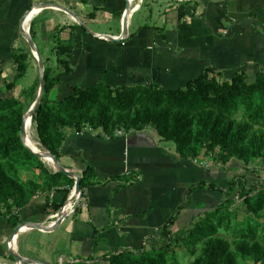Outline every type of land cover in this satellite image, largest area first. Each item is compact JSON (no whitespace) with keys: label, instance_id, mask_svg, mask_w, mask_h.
Instances as JSON below:
<instances>
[{"label":"crops","instance_id":"crops-1","mask_svg":"<svg viewBox=\"0 0 264 264\" xmlns=\"http://www.w3.org/2000/svg\"><path fill=\"white\" fill-rule=\"evenodd\" d=\"M54 5L71 10L83 25ZM128 8L127 0H0V96L27 106L37 98L40 71L24 35L28 30L53 76L63 71L64 60L73 68L52 90L53 101L75 84L89 87L100 80L114 87L176 89L207 69L218 80L242 73L250 82L264 70V0H143L128 17L124 40L101 39L123 36ZM15 53L32 55L25 76L7 90L18 74ZM123 132L109 138L101 129H67L60 165L79 175L90 166L103 183L88 187L77 211L50 231L27 229L11 241L23 223L55 222L70 198L69 187L36 196L17 213L16 228L0 214V264H13L11 250L18 249L32 264L89 262L121 249L138 252L157 242L159 228L180 207L185 206L174 232L188 227L195 212L218 205L219 193L198 190L186 207L189 189L210 179L202 166L179 155L175 143L152 127Z\"/></svg>","mask_w":264,"mask_h":264},{"label":"trees","instance_id":"trees-1","mask_svg":"<svg viewBox=\"0 0 264 264\" xmlns=\"http://www.w3.org/2000/svg\"><path fill=\"white\" fill-rule=\"evenodd\" d=\"M30 55L14 54L18 74L14 83L6 84L7 90L14 89L25 76V61ZM62 65L63 71L56 76L45 67V97L33 118L40 144L58 160L67 129L81 133L87 127L101 129L109 138H114L118 130L131 132L152 127L163 140L175 143L186 161L215 153L217 161L224 164L237 159L250 165L264 159V70L250 82L242 73L231 80H218L213 69H207L185 88L176 89L154 84L114 87L100 80L89 87L75 84L66 97L53 101L52 90L73 73L68 60L62 61ZM30 105L14 97L0 96V214L8 217L13 228L20 224L17 213L36 196L64 186L71 190L75 185L65 174L51 171L43 158L32 154L23 144L21 132ZM30 148L40 152L32 145ZM21 173L29 177L24 179ZM102 183L94 169L87 167L81 182L82 199L88 187ZM237 187L247 214L259 217L264 212V189L253 185L246 191L247 182L242 177L232 180L228 187L202 181L189 189L186 207L198 190L225 195L227 200L203 214L195 212L188 227L174 232L172 227L185 208L180 207L159 228L160 245L150 244L138 252L121 249L93 261L68 264H183L179 249L193 258L189 264H240V260L264 264V226L255 220L234 224L238 219L231 209L235 204L231 197ZM222 230L231 233L234 241L221 236Z\"/></svg>","mask_w":264,"mask_h":264},{"label":"rangeland","instance_id":"rangeland-1","mask_svg":"<svg viewBox=\"0 0 264 264\" xmlns=\"http://www.w3.org/2000/svg\"><path fill=\"white\" fill-rule=\"evenodd\" d=\"M181 1H183V0H181ZM25 81H23V84ZM35 100H36V98L34 99V101ZM34 101L32 100L31 105L34 103ZM25 105L27 106V102H25ZM34 130H35L36 141L40 144V142L38 140L35 125H34ZM32 146L35 148L34 145H32ZM40 146L42 147L41 144H40ZM42 149L45 150L43 147H42ZM216 155H217L216 153L208 155V156L202 155L200 157V159H198L196 162L197 165H201L205 169V171L207 172V175H208V179L211 180L213 178V181L216 185L228 187L229 183L232 180L236 179L237 177H239V178L242 177V179H244L247 182L246 191H249L253 185H256L259 189H264V159H259L257 161H254L250 165H246L237 159H233L228 164H224L221 161H217ZM41 157H42V154H41ZM44 163L51 171H53V172L55 171V169L52 166H50L48 163H46V162H44ZM21 175L24 179H27L29 177V175H27L26 173H21ZM72 191H73V189H71V192ZM240 195H241V192H240L239 188L237 187L235 193L231 197L235 201V204L232 206L231 209H232V211H234V213L237 214V219H238L237 221L234 222V224H236V222L237 223H246V222L255 220L260 225L264 226V212H262L261 215L259 217H256V218L251 216V215H248L246 212V208L242 204L243 200H242ZM218 197H219L218 202L220 201L219 204H223L227 200V197H225V195L219 194ZM202 214H203V212H202ZM221 236L225 237L226 239H228L231 242L234 241V237H232V234L228 233L227 231L222 230ZM155 244L157 246L160 245L158 240ZM233 250H234V247H233ZM178 256H179L180 262L183 264H189L193 260V258L191 256H188V252L185 250L183 251V250L179 249L178 250ZM241 262L243 264H254L252 261L241 260ZM13 264H17V262L14 261Z\"/></svg>","mask_w":264,"mask_h":264},{"label":"water","instance_id":"water-1","mask_svg":"<svg viewBox=\"0 0 264 264\" xmlns=\"http://www.w3.org/2000/svg\"><path fill=\"white\" fill-rule=\"evenodd\" d=\"M183 1H189V0H183ZM54 6L66 11L71 16H73L75 19H77L81 25H83L81 20H79V17L77 15H75L71 10L67 9L66 7L60 6V5H54ZM31 14H33V11L27 15V17L24 20V23H26V20L28 19V17ZM128 17H129V12H127V14H125V18H124L123 36L121 38H111V40L121 41V40H124L126 38L127 33H128ZM24 35H25L26 41L28 43V46L31 49L32 54L35 56V58L38 62L39 71H40V85H39V90H38L36 100L31 105L30 109L27 111V113L24 116V123H23V129L21 132V138H22V142L25 145V147L28 148L32 154H34V155H36L42 159L41 154L39 152L31 149L28 145L27 127L26 126H27L28 119L29 118L33 119L34 116L36 115V112L38 111V109L42 105L44 97H45V92H46L45 63H44V60H43V57H42L40 51L37 49V47L35 45L33 38L31 37L30 30L25 31ZM46 151L49 154V156H51L53 158V162L55 163V171L54 172L55 173H63L67 177H69L75 181L73 191L71 192V195H70V198L68 199V201L65 203L63 208L58 213L59 217H57L55 222H52L48 226L42 225V224L23 223L15 229V231L12 235L11 241H14L17 238H19L20 234L24 231V229L50 231V230L58 228L64 222L66 217L72 215L73 213H75V211H77V209L80 205V202L82 200L83 190H82L81 182L83 179V175H79L78 173H76L75 171L70 170V169H64L60 165L59 160L54 155H52L48 150H46ZM43 162H45V161L43 160ZM69 202H76L75 211L72 213H65V206ZM11 253H12L13 258L15 259V261H17L18 264H32L33 263L32 261H29V260L23 258L20 255L19 249L17 251L11 250ZM39 264H51V263L40 262Z\"/></svg>","mask_w":264,"mask_h":264},{"label":"bare ground","instance_id":"bare-ground-1","mask_svg":"<svg viewBox=\"0 0 264 264\" xmlns=\"http://www.w3.org/2000/svg\"><path fill=\"white\" fill-rule=\"evenodd\" d=\"M33 15H30L28 17V20H27L28 22H30V20L32 19ZM26 127H27V137H28V145H29V147L32 144V145L35 146V148L40 149V153L42 154V157L44 158V161L55 169V163L53 162V158L51 156H49L47 151L43 150L42 147L40 146V144L36 141L33 119H30V118L28 119ZM70 207H71V205H68L66 210L69 211L71 209ZM26 230L27 229H24V231H26Z\"/></svg>","mask_w":264,"mask_h":264},{"label":"built area","instance_id":"built-area-1","mask_svg":"<svg viewBox=\"0 0 264 264\" xmlns=\"http://www.w3.org/2000/svg\"><path fill=\"white\" fill-rule=\"evenodd\" d=\"M127 2H128V5H129V8H128V10L126 11V14H127V12H129V15L130 14H133L134 12H136V11H138L139 9H140V6H141V4L143 3V0H127ZM122 37V36H121ZM121 37H119V38H121ZM100 38L101 39H104V40H107V41H109V40H111V38H116V37H107V36H100ZM124 134V132L122 131V130H118L117 132H116V136L117 135H123ZM198 159H200V157L198 158ZM197 159V160H198ZM197 160H194L195 161V163L197 162ZM201 166V165H200ZM82 195H83V193H82ZM68 205H71V209L68 211V210H66L67 209V207H68ZM75 208H76V202H69V203H67V205L65 206V213H72V212H74L75 211ZM76 212V211H75ZM57 217H59V215L57 214L56 216H54V218H56L57 219ZM11 242H9V244H10Z\"/></svg>","mask_w":264,"mask_h":264}]
</instances>
